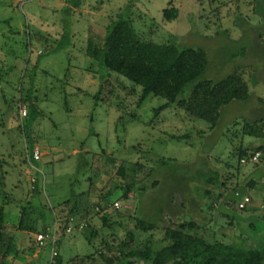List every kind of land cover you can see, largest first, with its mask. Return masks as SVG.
I'll return each instance as SVG.
<instances>
[{
	"label": "rangeland",
	"instance_id": "1",
	"mask_svg": "<svg viewBox=\"0 0 264 264\" xmlns=\"http://www.w3.org/2000/svg\"><path fill=\"white\" fill-rule=\"evenodd\" d=\"M170 2L181 12L174 21L163 18ZM119 13L133 19L143 39L164 42L174 37L183 46L205 49L210 62L199 80L219 81L241 67L250 98L224 106L218 125L211 129L205 120L190 119L176 107L158 110L166 103L162 97L150 95L137 106L139 95L126 89L121 94L129 108H118L107 93L97 97L116 74L87 55V42L90 37L104 40L107 26ZM21 102L28 106L24 118ZM263 117L264 0H0V192L16 199L7 210L18 212V205L31 199L43 212L50 237H62L59 253L64 264L95 252L100 240L88 241L90 228L56 234L54 214L44 204L51 206L87 190L89 177L96 173L101 176L90 187V201H98L113 183L131 182L134 172L129 166L126 179L116 173L121 161L140 160L154 167V176L161 180L144 200L138 192L141 184L129 199L118 200L124 219L142 211L149 220H159L162 211H171L174 196L177 204L171 208L188 220L195 215L207 221L210 240L261 247L264 151L258 166L242 160L238 173L235 149L253 140L264 142L243 134L246 120ZM36 146L41 158L30 162L28 155ZM34 167L43 172L42 195L32 192ZM216 170L228 186L251 195L247 210L238 209V201L236 207L203 201L204 179ZM137 179L148 177L142 172ZM250 179L257 182L255 188L247 186ZM89 215L98 233L110 236L95 212ZM39 233H16L17 241L34 247L23 264L55 263L51 246L38 245Z\"/></svg>",
	"mask_w": 264,
	"mask_h": 264
},
{
	"label": "trees",
	"instance_id": "2",
	"mask_svg": "<svg viewBox=\"0 0 264 264\" xmlns=\"http://www.w3.org/2000/svg\"><path fill=\"white\" fill-rule=\"evenodd\" d=\"M180 13V8L170 2L163 9V18L166 21H174L178 19ZM86 53L99 60L109 72L116 74L114 78L112 77L113 82L105 81L97 97L101 93L109 94L111 101L118 108L128 107L122 100L121 92L129 89L130 93L139 95L137 106L150 95L162 97L166 99V103L158 110L176 107L184 111L188 118L203 119L211 129H214L220 121L224 106L234 101H247L251 96L250 86L244 79V70L241 67L235 68L219 81L199 80L210 62L205 49L183 46L174 37L164 42L143 39L134 26L133 19L122 13L107 26L104 40L99 41L93 37L88 39ZM121 76L130 82L131 88L125 85L126 80ZM22 103L24 102L20 104ZM133 117L136 118L137 115ZM243 134L244 137H251L257 141L264 139V117L254 121L246 120ZM256 151H264V142L253 140L235 149V154L239 156V164L235 168L238 173L242 160H246L245 164L252 162L250 156ZM28 158L30 162L32 158L37 160L33 155H28ZM262 159L264 160V156ZM81 160L84 162L85 159L81 157ZM257 162L252 163L258 166ZM87 163L85 161L84 164ZM226 165L232 166L228 162ZM128 166L134 172L131 182L113 183L112 188L102 194L98 201H90V187L101 176L96 173L89 177L87 190L74 192L71 197L54 205L50 203L51 206L48 202L44 204L54 214L56 234L60 232V235L64 236L75 229L90 228L88 241L93 243L96 239L100 240V246L95 252L80 258H72L70 264L264 263V243L256 248L240 247L224 239L210 240L212 237H207L205 232L207 221L203 222L195 215L188 220L184 214L177 212V208H171L177 204L174 196L171 197V211H162L159 220H149L142 211L129 215L128 220L124 219V209L121 206H114L115 202L129 199L130 193L137 192L140 184L142 187L138 191L139 197L144 200L148 193L153 192L161 184V180L154 176V167L140 160L121 161L116 172L120 178H127ZM142 172L148 177L145 181L137 179V174ZM41 176L43 177V174L35 170L32 189L34 194H43L39 186ZM221 178V173L216 170L204 179L203 201L216 202L218 206L236 207L237 201L239 203L245 195H242L243 192L238 187L231 188L227 181ZM245 182L247 186L253 188L257 186L254 179ZM46 183L45 175L44 187ZM43 191L46 193L45 188ZM15 201L9 192H0V264H23L27 251L34 250L33 246L17 241L16 233L28 232L30 236L34 232L49 233L48 225L42 219L43 212L35 207L31 199L20 203L18 212L7 210ZM250 203L242 209L237 207L240 210H247ZM180 206L184 210V204L180 203ZM210 206L215 207L212 204ZM92 211L99 217L102 226L111 230L110 236L102 237V234L93 227L91 223L93 218L91 219L89 215ZM130 222L134 224L131 225ZM120 231H124L122 235ZM157 232L161 233L159 239L156 238ZM61 243L62 237H59L54 245L57 255L54 257L55 263L52 264H64L61 252L59 253ZM39 261L35 263L38 264Z\"/></svg>",
	"mask_w": 264,
	"mask_h": 264
},
{
	"label": "built area",
	"instance_id": "3",
	"mask_svg": "<svg viewBox=\"0 0 264 264\" xmlns=\"http://www.w3.org/2000/svg\"><path fill=\"white\" fill-rule=\"evenodd\" d=\"M28 114H29V112H28L27 104H25V103L20 104V115H21V117L22 118L27 117ZM261 156H262V152L261 151H256L250 156V160L252 162H257L261 158ZM33 157L35 159H37V160H39L41 158V152H40V149L37 146L34 148ZM243 161L245 162L246 160L243 159ZM34 168H35L36 171H39L40 173L43 174V172H41L38 168H36V167H34ZM34 181H35V177H34ZM250 200H251L250 196L249 195H245L243 197V199L238 204L239 208H241V209L245 208L248 205V203L250 202ZM115 206L119 207L120 206L119 202H115ZM68 230H70V228ZM36 239H37L38 245L41 246V247L47 246L49 244L51 245L52 259H54V257L57 255V251H56V249L54 247L55 242H56L55 236L50 237L49 233H47V234L39 233L37 235Z\"/></svg>",
	"mask_w": 264,
	"mask_h": 264
}]
</instances>
